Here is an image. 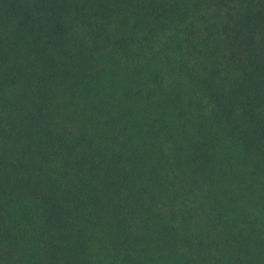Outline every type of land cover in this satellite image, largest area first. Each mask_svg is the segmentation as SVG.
<instances>
[{
  "label": "trees",
  "instance_id": "16d2710c",
  "mask_svg": "<svg viewBox=\"0 0 264 264\" xmlns=\"http://www.w3.org/2000/svg\"><path fill=\"white\" fill-rule=\"evenodd\" d=\"M199 16L0 0V264H264V28Z\"/></svg>",
  "mask_w": 264,
  "mask_h": 264
},
{
  "label": "rangeland",
  "instance_id": "374dc122",
  "mask_svg": "<svg viewBox=\"0 0 264 264\" xmlns=\"http://www.w3.org/2000/svg\"><path fill=\"white\" fill-rule=\"evenodd\" d=\"M199 3L203 12L196 23L199 28L210 31L220 28L226 36L232 34L227 26H234V23L244 18V14L245 24L249 28H264V0H199Z\"/></svg>",
  "mask_w": 264,
  "mask_h": 264
}]
</instances>
